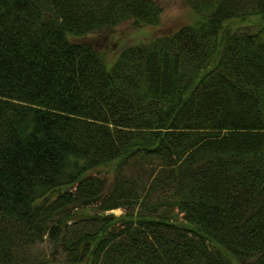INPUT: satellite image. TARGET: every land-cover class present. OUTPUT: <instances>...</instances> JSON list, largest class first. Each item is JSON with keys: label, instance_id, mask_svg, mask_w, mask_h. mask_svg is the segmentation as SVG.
I'll use <instances>...</instances> for the list:
<instances>
[{"label": "trees", "instance_id": "obj_1", "mask_svg": "<svg viewBox=\"0 0 264 264\" xmlns=\"http://www.w3.org/2000/svg\"><path fill=\"white\" fill-rule=\"evenodd\" d=\"M184 2L0 0V264H264V0Z\"/></svg>", "mask_w": 264, "mask_h": 264}, {"label": "rangeland", "instance_id": "obj_2", "mask_svg": "<svg viewBox=\"0 0 264 264\" xmlns=\"http://www.w3.org/2000/svg\"><path fill=\"white\" fill-rule=\"evenodd\" d=\"M162 6L159 22L156 25L135 24L133 21H124L117 26L102 32L91 33L83 39L91 41L98 50L104 54V58L110 64L114 61L119 51L129 45L146 41L159 35L168 34L178 27L192 23L196 16L184 0H157ZM258 19L253 18L245 25V29H255ZM115 215L122 214L121 209L111 211ZM43 257L49 256L47 247L41 246Z\"/></svg>", "mask_w": 264, "mask_h": 264}]
</instances>
